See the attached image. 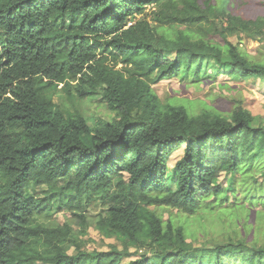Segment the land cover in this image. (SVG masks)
<instances>
[{
  "label": "trees",
  "instance_id": "trees-1",
  "mask_svg": "<svg viewBox=\"0 0 264 264\" xmlns=\"http://www.w3.org/2000/svg\"><path fill=\"white\" fill-rule=\"evenodd\" d=\"M235 2L262 13L224 0H0V264H264V118L236 101L225 115L190 113L151 87L220 73L264 81V60L229 41L264 37V0ZM58 85L73 104L99 97L112 118L61 107ZM92 204L115 240L107 251L49 222L64 210L84 228ZM234 208L260 214L259 236L227 217L223 240L193 248L185 224L162 214Z\"/></svg>",
  "mask_w": 264,
  "mask_h": 264
},
{
  "label": "rangeland",
  "instance_id": "rangeland-1",
  "mask_svg": "<svg viewBox=\"0 0 264 264\" xmlns=\"http://www.w3.org/2000/svg\"><path fill=\"white\" fill-rule=\"evenodd\" d=\"M212 1L218 6L222 3V0ZM224 1L227 6L230 4V9L232 4H234L235 8H240L245 17L262 13L254 5L248 2L236 5L235 0ZM152 12L153 9H150L149 7L144 11V17L150 22H153ZM229 41L238 45L240 52L245 55L248 60H264V37L251 39L241 35V38L230 37ZM119 66L120 65L117 67ZM151 87L161 102L176 101L177 103L184 104L190 113H193V111L198 112L202 109H210L225 115L236 101L241 102L242 105L258 119L264 118L263 80L243 81L236 78H230L228 75L220 73L215 77L214 81L210 82H190L188 79L182 80L177 76L170 79L159 80L153 83ZM53 99L56 103L60 104L61 107L70 111H72L75 106L79 107L90 121L93 119L95 120V118L110 120L113 116V113L106 110L103 106V101L97 96L73 104L66 97V92L61 85H58ZM181 156L182 149L174 151L169 157L167 169L170 170ZM256 178L259 181L262 179L259 174H257ZM233 180L234 178L226 180L224 182L225 186L228 188L231 187ZM31 191L32 193H36L40 191V188L31 187ZM228 204L231 203L229 202ZM63 211L55 213L49 222L52 224H63V222L68 221L73 228L71 235L80 243L84 250L88 252L107 251L110 249V246L115 243L114 239L103 237L101 232L96 228L97 220L101 215H104L105 212L103 206L92 204L86 207L84 211V228L77 224V219L72 217L69 212L66 211V213H64ZM170 211L171 214L162 210L163 218L167 219L170 216L177 224H185L188 236L187 241L193 248L213 246L217 244L218 241L223 240L219 234L222 231L221 228L224 226L222 225L224 218L227 217H231L235 223H239L240 228L246 223V227L252 229L251 236H259L256 226L260 221V214L254 215V213H249L247 211L243 212L239 208H234L232 211L218 209L215 214H196L188 217L179 213L175 209ZM204 233L205 235H203ZM72 249L73 248L70 247L69 251L71 252Z\"/></svg>",
  "mask_w": 264,
  "mask_h": 264
}]
</instances>
